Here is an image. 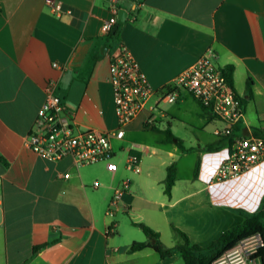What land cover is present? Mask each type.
Listing matches in <instances>:
<instances>
[{"label": "crops", "instance_id": "obj_1", "mask_svg": "<svg viewBox=\"0 0 264 264\" xmlns=\"http://www.w3.org/2000/svg\"><path fill=\"white\" fill-rule=\"evenodd\" d=\"M52 1L60 3L61 15L51 12L45 0H0V264H178V255L160 259L151 249L131 254L126 249L133 241L146 240L142 225L158 233L165 248L181 243L175 230L191 244L207 248L243 221L240 212L256 211L264 196V162L239 178L212 182L229 147H222V162L206 164L205 154L213 152L203 147L219 138L216 132L223 124L198 104L193 112L200 127L191 128L204 133L205 141L186 147L180 140L190 149L181 152L175 140L167 141L161 133L168 128L174 137L171 110L177 108L153 98L126 126L124 139L112 141L114 173L106 171L104 163L75 167L70 158L49 162L24 146L48 80L56 83L55 93L78 129L116 127L108 81L115 43L105 44L107 36L100 31L102 20L111 16L110 0ZM125 1L119 0L117 8ZM118 41L155 90L168 87L212 50L220 67H232L233 90L245 102L241 127L253 132L261 128L264 0H138L128 11ZM101 46H107L105 55ZM149 117L154 130H148L162 135V148L151 149L133 139L148 131L144 124ZM149 150L166 157L146 162ZM192 153L198 156L197 176L194 163L191 176L182 177L176 157ZM119 155L123 158L117 162ZM130 155L137 158L138 172L127 168ZM170 164L175 181L166 196L163 181ZM122 180H129L130 188L109 216V200ZM95 181L97 188L92 187ZM137 211H146L147 217ZM123 219L131 220L130 228L122 227ZM111 225L114 229L108 233ZM42 245L32 257L33 248Z\"/></svg>", "mask_w": 264, "mask_h": 264}, {"label": "built area", "instance_id": "obj_2", "mask_svg": "<svg viewBox=\"0 0 264 264\" xmlns=\"http://www.w3.org/2000/svg\"><path fill=\"white\" fill-rule=\"evenodd\" d=\"M119 0H110L111 16L102 20L100 31L107 36L117 21V4ZM51 12L59 16L62 10L59 2L45 0ZM54 68L60 69L53 64ZM108 81L112 90L116 127L113 130H80L73 121L72 114L56 95V83L48 80L44 85V99L38 108L34 120L27 131L24 146L49 162H58L70 158L75 167L91 166L104 163L109 173L117 169L114 162L112 141H122L125 128L137 115L150 107L153 98L162 104H176L188 95L196 101L201 109L223 124L216 132L220 138L230 134V129L244 123V110L227 81L223 68L216 63L212 50H207L179 76L174 78L168 87L153 89L140 71L137 62L121 41L114 44L109 55ZM157 110L156 108L151 107ZM154 121L149 117L144 129L153 127ZM264 132V116L259 129ZM137 158L128 156L127 168L138 172ZM264 162V138L254 135L245 129L244 135L234 137L226 159L217 167L211 181L222 182L233 180ZM129 180H122L113 189L106 214L113 215L122 195L130 188ZM98 182L92 184L93 188ZM114 225L108 229L111 233ZM261 233L255 232L239 239L231 248L223 251L210 261V264H259L257 257L263 247Z\"/></svg>", "mask_w": 264, "mask_h": 264}, {"label": "trees", "instance_id": "obj_3", "mask_svg": "<svg viewBox=\"0 0 264 264\" xmlns=\"http://www.w3.org/2000/svg\"><path fill=\"white\" fill-rule=\"evenodd\" d=\"M138 0H135L134 3H137ZM133 3V4H134ZM123 22L116 21L117 29L114 33H109L107 38L105 39V44L116 43L118 41V36L120 33V28ZM223 72L227 78V81L231 87L233 93L239 97L232 87V67L227 66L223 68ZM169 89V88H166ZM246 91L248 96L250 97V81H247ZM241 104L244 106V100L239 97ZM203 110V109H202ZM154 130V128H151ZM161 133H164L165 138L167 141H176V146L181 150V152H188L190 149H185L182 146L180 140L175 139L168 128ZM245 129H243L240 125H236L235 127L230 129V134L225 137L218 138L213 143L205 145L203 150L207 152H214L218 151L224 146L229 147L234 139V137L238 135H244ZM254 135L258 137L264 138V132L260 131L259 129L254 130ZM0 160L3 159L0 157ZM165 178L163 181V193L166 196L170 195L171 188L175 181V168L173 164H170L166 167L165 170ZM198 172V161H196L194 170H193V177L197 176ZM243 216V221L231 227L230 229L224 231L215 241H213L207 248H200L197 245L191 244L188 237L179 230H175L177 235L181 239V243L175 245L171 248H165L159 242V235L158 233L154 232L147 226L142 225L141 229L143 234L146 237V240L143 242H136L133 241L126 249V253L131 254L137 251H141L143 249H151L156 252L160 259L165 257H169L172 255H178L183 264H210V261L215 257L219 256L223 251L231 248L239 239L249 236L255 232L261 233L264 242V196L262 197L259 207L256 211L252 213H243L240 212ZM42 246H36L33 248L32 257L36 255V253L42 249ZM259 264H264V245L259 250L258 255Z\"/></svg>", "mask_w": 264, "mask_h": 264}, {"label": "rangeland", "instance_id": "obj_4", "mask_svg": "<svg viewBox=\"0 0 264 264\" xmlns=\"http://www.w3.org/2000/svg\"><path fill=\"white\" fill-rule=\"evenodd\" d=\"M179 106L176 104H173L170 107H176L177 109L179 108V110L175 109V110H171V113H173L172 115L173 118L171 120V126H172V133L174 135L175 138L182 140L183 141V145L188 147V146H195L197 140L201 142L205 141L204 140V133L199 132V131H194L192 127H200V122L198 121V116L193 112V109H197L198 105L196 103V101H194L190 96H186L185 101L183 103H178ZM164 125V123H163ZM148 130V129H147ZM162 138V135L159 133H155L152 131H145L139 134H136L134 136V140L137 141L139 144L142 145H148V147H150L151 149H156V148H162L160 147V142L159 140ZM210 138V136L208 137ZM207 138V139H208ZM149 154H151V151H148ZM226 152L225 149L222 148V150H220V152H213V153H208L205 154V160H206V164H209V166L211 165H215L218 164L219 162H222L225 158ZM160 156V159H157V157ZM149 157V156H148ZM165 153H159L158 151L154 154H151V156L149 158H145L146 160H163L165 159ZM198 156L196 154H187V155H180L178 154L177 158V164L179 166L180 169V175L182 177H190L191 173H192V168L194 166L195 160ZM123 158L122 155H119L117 158V162L121 161ZM176 161V160H174ZM147 162V161H146ZM209 167H207L208 169ZM206 170V169H205ZM137 213L145 216L144 218H146V211H137ZM135 215V218L138 219V217ZM122 227H127L130 228V219H123L122 220ZM143 224V223H142ZM139 238H143V234L139 232ZM163 241H165L166 243L170 240H168V238H165L163 236ZM178 264H183V262L179 261Z\"/></svg>", "mask_w": 264, "mask_h": 264}, {"label": "water", "instance_id": "obj_5", "mask_svg": "<svg viewBox=\"0 0 264 264\" xmlns=\"http://www.w3.org/2000/svg\"><path fill=\"white\" fill-rule=\"evenodd\" d=\"M134 1L135 0H126L122 4V7L118 9L117 16H116L118 22L125 21L128 11L132 8ZM116 29H117V25H114L111 30V33H114ZM99 50H100L101 55H105V52L107 51V46H101Z\"/></svg>", "mask_w": 264, "mask_h": 264}]
</instances>
